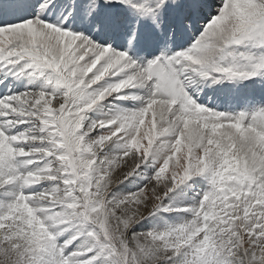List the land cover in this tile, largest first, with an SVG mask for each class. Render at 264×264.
Listing matches in <instances>:
<instances>
[{
  "label": "snow or ice",
  "instance_id": "1",
  "mask_svg": "<svg viewBox=\"0 0 264 264\" xmlns=\"http://www.w3.org/2000/svg\"><path fill=\"white\" fill-rule=\"evenodd\" d=\"M0 264H264V0H0Z\"/></svg>",
  "mask_w": 264,
  "mask_h": 264
}]
</instances>
